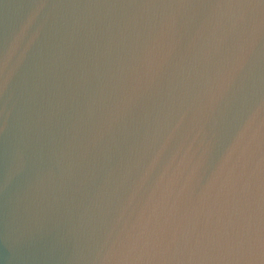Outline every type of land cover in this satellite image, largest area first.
I'll list each match as a JSON object with an SVG mask.
<instances>
[{"label":"water","instance_id":"water-1","mask_svg":"<svg viewBox=\"0 0 264 264\" xmlns=\"http://www.w3.org/2000/svg\"><path fill=\"white\" fill-rule=\"evenodd\" d=\"M0 264H264V0H0Z\"/></svg>","mask_w":264,"mask_h":264}]
</instances>
